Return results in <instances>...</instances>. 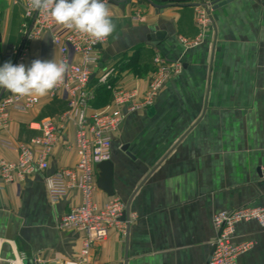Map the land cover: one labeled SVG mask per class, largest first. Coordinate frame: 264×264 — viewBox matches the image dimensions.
Instances as JSON below:
<instances>
[{"label":"crops","instance_id":"1","mask_svg":"<svg viewBox=\"0 0 264 264\" xmlns=\"http://www.w3.org/2000/svg\"><path fill=\"white\" fill-rule=\"evenodd\" d=\"M159 1L106 0L115 28L97 50L100 66L89 84L94 97L105 76L109 86L136 89L142 99L156 55L181 68L170 73L152 106L126 115L114 135L113 197L125 205L130 199L128 234L112 229L86 264H207L215 214L264 208V0ZM203 3L211 29L194 44L195 10ZM22 23V6L0 0V66L14 64L10 53L23 42ZM35 59L59 63L48 32L28 44L21 63ZM106 90L109 102L93 99L92 108L111 102ZM6 93L0 89V96ZM65 110L62 94L39 97L33 109L11 112L0 143L28 142L37 135L29 124ZM74 141L68 124L44 174L0 190V264H68L78 254L80 236L58 223L80 194L71 191L51 205L44 183L75 165ZM15 159L0 144V160ZM110 198L98 189L94 194L99 206ZM232 243L249 244L238 264H264V228L256 221L237 223Z\"/></svg>","mask_w":264,"mask_h":264},{"label":"built area","instance_id":"2","mask_svg":"<svg viewBox=\"0 0 264 264\" xmlns=\"http://www.w3.org/2000/svg\"><path fill=\"white\" fill-rule=\"evenodd\" d=\"M15 1L23 9V42L18 49H11L13 51L10 54L15 56L14 65L23 61L31 41L48 32L51 44L58 50L59 62L66 60L70 67L63 82L47 94L50 98L62 94L66 110L52 119L29 124V129L37 135L28 142L0 143L16 154L13 162L0 160V190L4 185L21 183L31 175L44 174L62 133L68 124H72L75 128L74 150L77 161L72 167L60 168L45 176L44 183L51 205H56L71 191L80 194V203L65 213L58 224L60 229L74 232L81 238L79 252L68 264H86L91 249L96 244L105 242L112 229L124 234L127 228L126 223L120 221L125 204L119 199L111 197L102 206L95 202L98 173L96 166L110 160L114 135L124 117L151 107L170 73L177 72L181 66L167 64L156 55L153 58L156 71L142 99L138 97L136 89L124 90L107 84L112 96L111 102L94 109L91 106L94 96L89 84L91 76L98 71L100 60L97 50L107 44L108 37L95 41L57 24L47 12L31 10L29 0ZM201 7L203 9L197 11L199 14L196 19L200 31L211 23L209 8L204 5ZM105 79L104 76L100 82L106 84ZM38 103L39 97L35 95L20 97L11 93L3 94L0 97V129H7L12 111L27 112ZM241 221H256L264 228V208L246 206L215 214L212 224L217 235L208 264H238V257L249 247L247 243H232L235 225Z\"/></svg>","mask_w":264,"mask_h":264},{"label":"clouds","instance_id":"3","mask_svg":"<svg viewBox=\"0 0 264 264\" xmlns=\"http://www.w3.org/2000/svg\"><path fill=\"white\" fill-rule=\"evenodd\" d=\"M29 8L47 12L57 24L95 41H102L115 28L106 0H29ZM69 67L66 60L35 59L30 66L7 61L0 66V89L20 97H43L63 82Z\"/></svg>","mask_w":264,"mask_h":264},{"label":"water","instance_id":"4","mask_svg":"<svg viewBox=\"0 0 264 264\" xmlns=\"http://www.w3.org/2000/svg\"><path fill=\"white\" fill-rule=\"evenodd\" d=\"M115 2H122L124 0H112ZM153 2H160L159 0H152ZM215 1V0H212ZM100 66V64H99ZM94 75L91 76V79L93 78ZM1 97V96H0ZM151 111V110H150ZM96 170L98 172L97 174V184H96V188L100 191H102L103 193H105L108 197H113L114 196V190H113V186H112V179H113V164L112 162L109 161H105V162H101L99 164H97L96 166ZM129 205H130V199L128 200V202L125 205V210L122 213V216L120 218V221L123 223H126V234H128V228H129ZM213 248L211 249L210 252V256L212 253ZM125 259L127 257V235H126V249H125ZM210 259V257H209ZM208 259V262H209ZM207 262V264H208Z\"/></svg>","mask_w":264,"mask_h":264},{"label":"trees","instance_id":"5","mask_svg":"<svg viewBox=\"0 0 264 264\" xmlns=\"http://www.w3.org/2000/svg\"><path fill=\"white\" fill-rule=\"evenodd\" d=\"M106 86L107 84H103L101 86H99L95 92L94 95H96L94 97L95 100L97 101H104V103H108L109 102V98L107 100V95H108V91L106 90ZM95 105V104H94ZM93 105V107H94Z\"/></svg>","mask_w":264,"mask_h":264},{"label":"rangeland","instance_id":"6","mask_svg":"<svg viewBox=\"0 0 264 264\" xmlns=\"http://www.w3.org/2000/svg\"><path fill=\"white\" fill-rule=\"evenodd\" d=\"M204 4L205 3H203V5ZM204 6H206L207 8H209L208 4H205ZM201 9H203V8L201 6H199V9H196L195 10V19H194V22H195V25L197 27V30L199 31V34H201V31H202V37H200L199 40H201L205 36V34H207V32H209V30L211 29L210 28V25H206L204 28H201V31L199 30L198 25L196 23V19H197V16L199 14V12H197V11H200Z\"/></svg>","mask_w":264,"mask_h":264}]
</instances>
